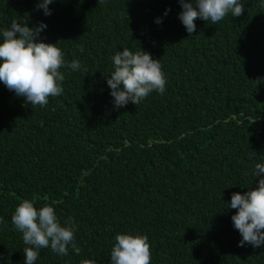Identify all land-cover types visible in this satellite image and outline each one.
Segmentation results:
<instances>
[{"label": "trees", "instance_id": "16d2710c", "mask_svg": "<svg viewBox=\"0 0 264 264\" xmlns=\"http://www.w3.org/2000/svg\"><path fill=\"white\" fill-rule=\"evenodd\" d=\"M40 2L0 0V32L43 22L38 39L81 68L60 69L45 106L0 82V264H25L11 223L25 199L70 220L80 249L34 264H111L117 234L146 235L151 264H264V245L238 246L229 206L264 163V0L192 34L179 0H54L50 15ZM125 48L159 60L165 91L116 108L107 77Z\"/></svg>", "mask_w": 264, "mask_h": 264}, {"label": "clouds", "instance_id": "9594fccd", "mask_svg": "<svg viewBox=\"0 0 264 264\" xmlns=\"http://www.w3.org/2000/svg\"><path fill=\"white\" fill-rule=\"evenodd\" d=\"M53 2L42 0L37 7L50 15L48 5ZM179 3L182 11L178 18L189 34L195 32L197 18L216 24L228 13L240 16L244 11L239 0H179ZM44 28L43 22L28 27L26 23L13 20L10 28L0 32V82L33 106H45L49 97L62 93L61 82L65 77L61 68L73 71L81 68L77 60L66 63L56 43L38 39ZM112 65L107 85L114 98V107H124L129 102L137 105L153 91L164 93L165 74L159 60L153 59L148 52L141 49L134 53L125 48L112 56ZM252 175L259 177L257 186L248 188L243 194L232 193L229 206L236 209L231 220L242 237L238 246L247 243L255 248L264 245V163H256ZM11 223L28 246L23 249L25 264H34L42 248H50L61 256L68 254L69 246L77 254L80 252L75 243V225L66 220L62 226L51 205L37 208L31 200L25 199L15 207ZM114 240L111 264H151L146 235L117 234ZM82 264L95 262L82 261Z\"/></svg>", "mask_w": 264, "mask_h": 264}]
</instances>
